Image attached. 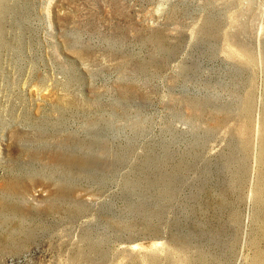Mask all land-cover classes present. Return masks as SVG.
Masks as SVG:
<instances>
[{
    "label": "rangeland",
    "instance_id": "374dc122",
    "mask_svg": "<svg viewBox=\"0 0 264 264\" xmlns=\"http://www.w3.org/2000/svg\"><path fill=\"white\" fill-rule=\"evenodd\" d=\"M263 117L264 0H0V264H264Z\"/></svg>",
    "mask_w": 264,
    "mask_h": 264
},
{
    "label": "bare ground",
    "instance_id": "6f19581e",
    "mask_svg": "<svg viewBox=\"0 0 264 264\" xmlns=\"http://www.w3.org/2000/svg\"><path fill=\"white\" fill-rule=\"evenodd\" d=\"M263 120H264V117H263ZM262 126H263V123H262V121H260V122H259V130H258V138H260L261 135H262V130H263ZM262 136H263V135H262ZM262 139H263V137H262ZM74 260H75V259H74ZM75 264H76V262H75Z\"/></svg>",
    "mask_w": 264,
    "mask_h": 264
}]
</instances>
